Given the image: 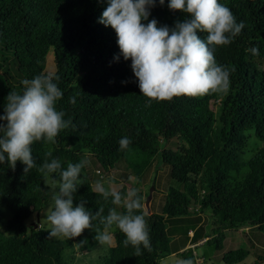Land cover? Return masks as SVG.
<instances>
[{"label":"trees","instance_id":"1","mask_svg":"<svg viewBox=\"0 0 264 264\" xmlns=\"http://www.w3.org/2000/svg\"><path fill=\"white\" fill-rule=\"evenodd\" d=\"M168 2L161 6L156 0L149 21L169 28L182 22L185 15L169 10ZM218 2L231 10L237 23L245 24L229 45L213 47L216 62L235 69L229 91L149 102L140 92L131 61L120 54L115 31L99 22L107 0H0V116L9 93L23 91L22 80L46 74L51 52V76L63 93L57 109L72 121L55 143L41 140L31 145L37 167L26 174L20 161L15 169L0 164V219L3 212L9 215L0 231V264H67L65 249L87 241L76 246L85 254L97 246L95 228L103 229L99 221L75 241L49 239L48 231L27 223L46 203L45 176L39 166L58 159L66 169L68 163L87 160L86 154L103 173L115 167L123 170L122 192L127 183L138 188L139 179L153 165L164 167L163 179L177 186H153L146 214L150 250L141 246L142 254L136 256L134 247L124 246V234L113 229V246L98 257V264H159L172 254L194 264L191 250L202 239L199 246L221 251L226 231L255 229L264 234V0ZM198 35L206 39L207 34ZM253 47L259 55L252 54ZM70 97L76 102L70 103ZM124 137L131 144L121 151L119 141ZM249 139L255 142L248 143ZM249 145L253 148L245 157ZM144 157L149 158L146 166L139 175L133 173L136 181L130 182L131 166ZM86 166L73 206L84 202L93 214L103 207L107 216L116 206L112 197L105 200L92 190ZM49 178L60 179L58 173ZM144 185L145 192L139 194L145 199L149 181ZM206 211L210 236L202 228L205 218L201 222L199 218ZM184 220L200 223L194 231L184 230L187 240L179 248L180 243L170 242L168 232ZM247 256L248 251L239 248L222 253L220 260L240 264ZM254 256L255 264H264V244L255 248Z\"/></svg>","mask_w":264,"mask_h":264},{"label":"clouds","instance_id":"2","mask_svg":"<svg viewBox=\"0 0 264 264\" xmlns=\"http://www.w3.org/2000/svg\"><path fill=\"white\" fill-rule=\"evenodd\" d=\"M165 0H159L163 6ZM156 0H107L100 23L110 26L116 33L120 54L125 61H131V69L138 80L140 92L149 102L167 101L174 97H196L212 93H227L230 88V74L234 67L219 65L213 47L229 45L245 27L237 23L231 10L218 0H169L168 8L180 12L185 19L176 21L175 26H158L149 15ZM144 21H148L146 24ZM198 33H206L202 39ZM253 55H259L258 48H251ZM118 59V57H117ZM22 92L11 91L6 98L4 115L0 116V164L7 163L15 169L17 161L23 163L25 174L37 167L31 152L34 142L44 140L55 143L59 133L71 125L65 120V113L57 109L63 93L53 77L41 73L32 79L21 81ZM75 103V97L69 98ZM131 144L128 137L119 141L120 150ZM51 156V153H48ZM88 163H68L61 168L58 159L45 160L38 171L45 178L58 173L59 181L53 179L58 191L53 193V208L46 220L50 225L49 239L79 237L84 230L94 228L93 221H99L103 229L95 228V241L100 245H111L113 229L124 234L123 244L131 245L135 255H141V246L151 248L144 198L139 189L129 187L122 192L112 180L96 182L95 188L105 200L112 197L110 208L104 216V208L93 214L84 202L73 206L74 194L83 183L81 170ZM122 207L123 212L117 208ZM83 241L75 246H83ZM176 264H193L192 259H179Z\"/></svg>","mask_w":264,"mask_h":264},{"label":"rangeland","instance_id":"3","mask_svg":"<svg viewBox=\"0 0 264 264\" xmlns=\"http://www.w3.org/2000/svg\"><path fill=\"white\" fill-rule=\"evenodd\" d=\"M54 71L53 63H52V56L51 52H49L46 56V63H45V68L44 72L48 75H51ZM220 94H218V99H220ZM215 106H212L211 109L214 110ZM251 141H254V139H249L248 143ZM253 146L249 145L248 148L244 151V156L249 155V150H251ZM87 153V152H85ZM150 158V156H149ZM148 157H144L142 161H136L135 164H133L131 167V172L128 173L129 181L134 182V175L137 176L139 175L143 168L146 166L147 160L149 159ZM86 159L88 161L87 166H86V176L89 178L90 183H91V188L93 191H96L95 185L96 182H101L104 184L105 188L108 187V184L106 183L109 179H113L116 181V184L118 186V189L121 187L123 183L122 176L120 175L123 173L122 169L120 167H115L107 173H103L98 166L95 164L94 160L89 154H86ZM135 169V170H134ZM98 170V171H97ZM164 167H153L150 168L147 173L143 174L139 180H140V185L138 186L139 191L145 192L144 185L146 182L149 181V186L148 189L151 185H155L157 188L158 186L160 187H168L170 186V183H167L165 181V178L163 179V174H164ZM163 171V172H162ZM134 173V175H133ZM163 173V174H161ZM147 175H149L148 180H147ZM45 186L47 188V198H46V203L42 207V209L36 214L32 215L29 217L27 220V223H30L32 228L34 226H37L38 228H42L46 231L50 230V225L46 220V216L49 214V210L53 208V200L52 196L53 193L58 191V187L53 183V180H51L49 177L46 179L45 178ZM172 187H177L174 184H171ZM126 190L131 187L130 183H127L125 185ZM97 192V191H96ZM153 192V191H152ZM156 192L154 193L153 197V204L156 199ZM145 200V199H144ZM206 212L203 213V215L199 216L200 222L203 220V217L205 218V224L203 225V230L207 235L210 236L209 233V225H208V215ZM9 219V215L6 212L2 213L1 219H0V231L4 230V224L6 221ZM195 220L194 222H189L188 220H184L180 222L177 226L176 229L173 231L168 232V236L170 237V242L176 241L178 244L180 243L179 248H181L184 243L186 242V238L184 235V230L188 228L189 230H195L196 226L200 223ZM35 229V228H34ZM85 235H82L81 238H85ZM224 239H223V248L221 251H215L212 246H206L202 245L199 246L202 242L196 243L197 247L192 249L191 252L194 254L196 260L194 264H224L220 258L222 256V253L231 251V250H236L239 248H243L248 251V256L240 263V264H255V248H262L264 244V234L255 230V229H248V230H238V231H226L224 232ZM56 240H67V238H53ZM75 241V238H74ZM174 242V243H176ZM195 245V246H196ZM113 246V243L111 245H100L97 244L95 248H93L91 251L87 252L84 254V252H80L76 246L75 248L73 247L72 249H65L63 251V256H68L70 258V261H68L67 264H98L97 259L98 257L104 253L106 248ZM178 248V245H177ZM67 257V258H68ZM181 258L175 256L174 254L169 255L164 257L159 261V264H176L177 260ZM257 264H262V263H257Z\"/></svg>","mask_w":264,"mask_h":264},{"label":"water","instance_id":"4","mask_svg":"<svg viewBox=\"0 0 264 264\" xmlns=\"http://www.w3.org/2000/svg\"><path fill=\"white\" fill-rule=\"evenodd\" d=\"M153 191V185H151L148 189V192H147V195L145 197V200H144V205H145V211H146V214H149V208H148V204L150 202V199H151V193ZM37 215V214H36ZM36 226H34L35 228ZM72 240H74V238H72Z\"/></svg>","mask_w":264,"mask_h":264},{"label":"built area","instance_id":"5","mask_svg":"<svg viewBox=\"0 0 264 264\" xmlns=\"http://www.w3.org/2000/svg\"><path fill=\"white\" fill-rule=\"evenodd\" d=\"M188 236H191V233H188Z\"/></svg>","mask_w":264,"mask_h":264},{"label":"crops","instance_id":"6","mask_svg":"<svg viewBox=\"0 0 264 264\" xmlns=\"http://www.w3.org/2000/svg\"><path fill=\"white\" fill-rule=\"evenodd\" d=\"M202 241H203V239L201 241H199V242H202Z\"/></svg>","mask_w":264,"mask_h":264}]
</instances>
